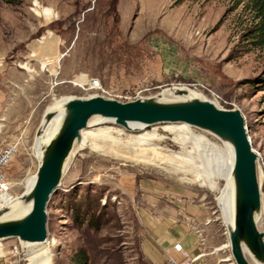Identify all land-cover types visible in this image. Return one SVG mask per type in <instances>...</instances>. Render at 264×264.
<instances>
[{"label": "rangeland", "instance_id": "1", "mask_svg": "<svg viewBox=\"0 0 264 264\" xmlns=\"http://www.w3.org/2000/svg\"><path fill=\"white\" fill-rule=\"evenodd\" d=\"M45 8L55 17L44 16ZM253 21L237 0H0V148L18 143L6 170L11 194L19 197L36 174V132L57 99H157L163 89L185 86L241 111L258 154L264 199V44L252 32ZM82 79H91L85 88ZM186 98L194 97L172 99ZM103 125L121 130L123 138L139 134L112 122L87 130ZM170 125L179 124L145 131L164 136L160 146L179 154L174 134L164 130ZM190 130L223 142L207 130ZM179 164L182 171L165 170L81 150L47 204L49 243L1 240L0 264H28L45 244L52 264H161L168 255L183 259L187 250L177 253L172 246L193 234L202 254L196 261L230 264V248L215 251L227 243L217 204L226 182L210 190L188 181L192 175L183 171L190 165ZM263 216L257 220L262 231Z\"/></svg>", "mask_w": 264, "mask_h": 264}, {"label": "water", "instance_id": "2", "mask_svg": "<svg viewBox=\"0 0 264 264\" xmlns=\"http://www.w3.org/2000/svg\"><path fill=\"white\" fill-rule=\"evenodd\" d=\"M184 92L176 90L179 94ZM64 111L57 132L43 146L34 184L22 197L25 202H31V208L23 216L0 219V240L18 238L42 242L47 238V204L60 185L65 161L73 145L81 139L80 131L87 127L92 116L113 119V123L125 128L129 122L147 126L181 122L207 130L233 146L235 215L229 232L231 258L235 264H251L246 251L255 262L264 264V231L259 229L255 219L261 211L258 154L252 147L245 117L238 108H222L200 98L159 101L146 97L119 101L91 95L72 97L65 103ZM54 116V112L43 115L37 136ZM8 209L0 208V218Z\"/></svg>", "mask_w": 264, "mask_h": 264}, {"label": "bare ground", "instance_id": "3", "mask_svg": "<svg viewBox=\"0 0 264 264\" xmlns=\"http://www.w3.org/2000/svg\"><path fill=\"white\" fill-rule=\"evenodd\" d=\"M42 14L47 18L55 17V14H52L50 9L48 8L43 9ZM90 80L82 79V83L79 84V86L85 88V86H88V84L90 83ZM177 89L184 90L185 92L181 94L176 93ZM159 95L163 97L157 98V100L159 101H179L187 99L173 100L172 98L177 95H188V98L189 96L194 98L202 97L199 96V94H197L195 90H191L185 86L163 89L159 93ZM74 96L75 95L65 96L57 99L52 106H49L46 109L45 113L54 112L55 116L43 129V132L38 136L36 135L33 153L38 160H40L41 158L43 146L57 132L62 122L65 112V103ZM108 122L113 123V119L102 117L100 115H94L89 119L87 127L80 131L81 139L75 142L71 153L69 154V157L65 161L63 173L65 172V169L72 157L85 148H89L92 152L107 154L117 158L120 157L125 161L133 160L134 162L150 163L161 169H165L167 166L172 165L175 170L182 171L179 162H187L190 167L189 169L184 170L183 174L187 176V174L191 173L192 178L188 179V181L197 182L202 186H207L210 190H219V180H224L226 182L225 187L220 189V195L217 198V204L221 211L223 224L226 227L227 243L224 245V247L230 248L229 232L232 229L235 215V196L232 177L234 150L231 143L222 140L223 142L221 143V145L213 144L206 137L196 134L195 132L190 130L191 125L181 122L170 123L179 125H170L164 127L165 131L174 134L173 142L178 144L182 149L179 154H175L165 146H160L165 137L158 134L156 131H145L149 126L143 123L129 122L128 127H121L131 133H139L137 135L127 136L126 138H123L121 136V130L105 125L87 130V128L92 125H100ZM35 178L36 174L27 179L26 191L17 198H15L11 194V192L0 193V208H9L8 211H6L0 219L20 217L29 211V209L31 208V202H25L22 197H24L26 193H28V191L34 184ZM258 179H260L259 173ZM263 213L264 199L261 198V211L256 214V221L258 220L259 215ZM47 239L48 237L42 242H22L24 244L30 245V247H36L42 245L43 243H47ZM0 254H3L1 252V248ZM50 254V245L45 244L41 250H39L29 258L28 264H52L50 260ZM245 255L247 256L251 264H259L252 259L248 252L245 251ZM229 260L233 261V259L231 258V253L228 258V261Z\"/></svg>", "mask_w": 264, "mask_h": 264}, {"label": "built area", "instance_id": "4", "mask_svg": "<svg viewBox=\"0 0 264 264\" xmlns=\"http://www.w3.org/2000/svg\"><path fill=\"white\" fill-rule=\"evenodd\" d=\"M212 97L215 101L220 99V97L215 94H213ZM17 148V142L6 143L0 148V193L10 192L11 183L6 174V170L16 155ZM172 249L177 253L184 252L183 244L180 242L174 243ZM196 258L197 257H190L186 255L183 259L179 260L171 255H168L161 264H191ZM231 263H233V261H231Z\"/></svg>", "mask_w": 264, "mask_h": 264}, {"label": "trees", "instance_id": "5", "mask_svg": "<svg viewBox=\"0 0 264 264\" xmlns=\"http://www.w3.org/2000/svg\"><path fill=\"white\" fill-rule=\"evenodd\" d=\"M243 2L253 14V33L260 44H264V0H237ZM85 260L78 261L76 264H86Z\"/></svg>", "mask_w": 264, "mask_h": 264}, {"label": "crops", "instance_id": "6", "mask_svg": "<svg viewBox=\"0 0 264 264\" xmlns=\"http://www.w3.org/2000/svg\"><path fill=\"white\" fill-rule=\"evenodd\" d=\"M183 248H184V251H186L187 255H189L190 257H197L195 259V263L194 264H204L202 261H196L199 259V257L202 255L200 252H199V246H198V237L196 235H191L190 236V239L189 241H185V239H183ZM223 246H221V248H218L217 249L215 248V251H220V250H223ZM186 249V250H185ZM176 259H179L180 257L179 256H176L175 257ZM225 260V259H223Z\"/></svg>", "mask_w": 264, "mask_h": 264}]
</instances>
